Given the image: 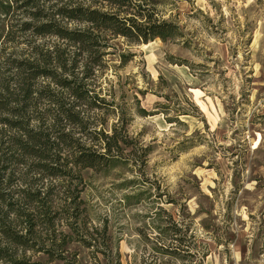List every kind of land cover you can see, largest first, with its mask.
<instances>
[{
    "label": "rangeland",
    "instance_id": "374dc122",
    "mask_svg": "<svg viewBox=\"0 0 264 264\" xmlns=\"http://www.w3.org/2000/svg\"><path fill=\"white\" fill-rule=\"evenodd\" d=\"M156 9L181 36L149 43L111 36L105 72L96 80L112 103L108 126L124 117L129 137L149 150L147 163L137 164L140 152L127 148L126 164L84 170L82 216L89 227L109 219L122 264H264V0H160ZM30 20L22 10L0 15V33L13 23L17 32ZM15 38L14 44L4 37L0 49L9 53L15 45L21 51V42L31 37ZM45 107L40 102L37 115ZM98 112L87 117L98 118ZM2 129L0 124V134ZM66 129L82 136L79 128ZM24 161L11 165V184L3 178L2 190L18 191L27 183L43 191L40 210L46 211L65 197L66 183L42 178L34 159ZM47 188L51 195L44 194ZM132 192L140 194L126 204L124 195ZM158 207L183 228L185 242L175 255L154 251L157 237L168 244L176 237L155 229L154 223L167 224L154 217ZM39 231L46 237L44 227ZM71 250L81 263L92 264L80 243Z\"/></svg>",
    "mask_w": 264,
    "mask_h": 264
},
{
    "label": "trees",
    "instance_id": "16d2710c",
    "mask_svg": "<svg viewBox=\"0 0 264 264\" xmlns=\"http://www.w3.org/2000/svg\"><path fill=\"white\" fill-rule=\"evenodd\" d=\"M15 1L16 7L9 1L0 2V15L22 10L31 20L22 22L17 32L13 27L18 23L4 35L1 31L0 47L4 37L14 44L18 33H30L31 38L21 42L25 46L21 51L15 45L9 53L0 49L4 58L0 61V264H83L79 253L71 250L73 243L89 250L92 264H122L119 246L109 233V219H103L99 227H89L82 216L87 211L83 189H79L85 185L82 172L126 164L127 148L140 152L135 162L143 167L149 150L138 148L129 137L124 117L108 126L112 103L96 80L105 72L111 36L149 43L157 38L177 39L180 29L172 21L158 18L160 0ZM45 37L54 40L39 42ZM40 102L46 107L37 115ZM92 110L99 111L98 118L87 117ZM65 127L79 128L82 136L75 137ZM25 158L34 159L31 165L42 178L66 183L65 197L52 202L46 211L40 210L43 191L32 190L27 183L18 191L2 190L3 178L5 186L11 184L14 174L7 176L11 165L21 164ZM51 193L50 188L44 192ZM139 194H125L124 202H133ZM20 202L22 206L16 207ZM167 203L176 204L173 200ZM154 217L166 218L167 224L154 223L158 232L176 236L169 244L157 237L155 253L177 254L185 242L183 228L162 207ZM41 227L47 230L46 237L39 231ZM39 253L47 259L34 260Z\"/></svg>",
    "mask_w": 264,
    "mask_h": 264
}]
</instances>
